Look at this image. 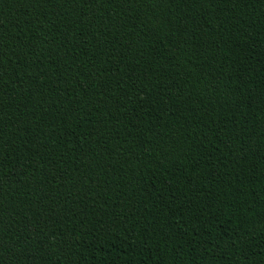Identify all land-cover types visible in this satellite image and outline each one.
I'll return each instance as SVG.
<instances>
[{
	"label": "trees",
	"instance_id": "trees-1",
	"mask_svg": "<svg viewBox=\"0 0 264 264\" xmlns=\"http://www.w3.org/2000/svg\"><path fill=\"white\" fill-rule=\"evenodd\" d=\"M0 264H264V0H0Z\"/></svg>",
	"mask_w": 264,
	"mask_h": 264
}]
</instances>
